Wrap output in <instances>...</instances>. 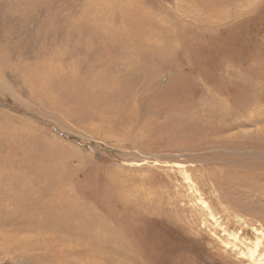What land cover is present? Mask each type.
Masks as SVG:
<instances>
[{
  "label": "rangeland",
  "instance_id": "1",
  "mask_svg": "<svg viewBox=\"0 0 264 264\" xmlns=\"http://www.w3.org/2000/svg\"><path fill=\"white\" fill-rule=\"evenodd\" d=\"M256 242L264 0H0V264H254Z\"/></svg>",
  "mask_w": 264,
  "mask_h": 264
},
{
  "label": "bare ground",
  "instance_id": "2",
  "mask_svg": "<svg viewBox=\"0 0 264 264\" xmlns=\"http://www.w3.org/2000/svg\"><path fill=\"white\" fill-rule=\"evenodd\" d=\"M88 231H89V234L92 235L91 239L97 241L96 246H98L99 250L105 249L107 253L112 254L111 252H116L117 254H115V255H117V256H120V254L122 255L121 250H122V248H124V244H123L124 243V238H123L124 236L123 235L115 232L114 230H107L106 232H101V234H100V233H97L95 231V229L91 228V227H88ZM92 240L85 239V241H92ZM258 244H259V242H256L253 245L252 249H247L246 252H243L242 255L244 257L246 256L247 259L249 261L253 262L254 264H264V253L262 255H260L258 259H254V255H255L256 249L258 247ZM118 245H120V246H118ZM119 249H120V251H119Z\"/></svg>",
  "mask_w": 264,
  "mask_h": 264
}]
</instances>
